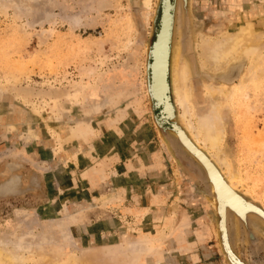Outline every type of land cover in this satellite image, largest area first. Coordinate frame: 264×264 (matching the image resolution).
<instances>
[{
  "label": "rangeland",
  "instance_id": "374dc122",
  "mask_svg": "<svg viewBox=\"0 0 264 264\" xmlns=\"http://www.w3.org/2000/svg\"><path fill=\"white\" fill-rule=\"evenodd\" d=\"M150 2L0 0L3 264H232L202 164L154 118L145 66L159 0ZM176 3L185 117L196 125L222 107L225 171L264 212V25L224 98L211 96L223 73L204 56L244 22L264 24V0ZM171 120L184 127L177 107ZM233 213L234 254L264 264V219Z\"/></svg>",
  "mask_w": 264,
  "mask_h": 264
},
{
  "label": "bare ground",
  "instance_id": "6f19581e",
  "mask_svg": "<svg viewBox=\"0 0 264 264\" xmlns=\"http://www.w3.org/2000/svg\"><path fill=\"white\" fill-rule=\"evenodd\" d=\"M150 3V0H142L145 9L151 6ZM161 3L162 18L157 32V41L153 49L151 48V54L150 46L147 45L146 50V59L147 56H151L153 61L150 67H148L149 74L150 68L152 70V81L149 83L150 88L148 87L147 89L146 86L147 94L149 91L151 96L156 100V103L162 106L161 117L163 121L173 116L175 107L179 109L180 122L184 127L177 123V127H175L179 132L177 137H179L188 152L202 164L197 161L205 170L206 176L212 184V189L214 188L217 194L218 202H215L217 203L215 204V208L217 214L221 216L218 230L219 234L222 235L220 238L222 245L229 252L230 260L233 264H242L234 254L229 242L226 214L227 212L233 213L232 207H234L236 213L234 212L233 214H236L239 219L245 220L246 213H252L261 217L260 209L234 192L236 191L235 184L231 180L234 174L228 175L225 171L224 166L227 168L228 163L219 151V145L223 137V128L221 114L218 111L220 112L222 107L220 105L217 108L213 107L210 113L208 112L198 119L196 125H193L185 117L188 112L187 107L191 102V87L188 65L186 60L183 59L180 50L182 44L180 45L181 31L178 4L176 0H161ZM262 25L264 24L259 23V25H256L253 22H244L238 26L235 33L227 35L229 37H227L224 44L222 42L219 45L214 44L210 46V50H206L204 56L211 62L212 69L223 73V77H220L222 80L221 86L227 87L226 84L231 82L234 75L238 74L239 67L235 66V60L238 61L248 46L255 41L254 37L256 33L258 34V29ZM145 69L147 75V63ZM259 78L260 76L256 75L255 80ZM254 85L257 86L258 84L255 82ZM225 87L223 89L220 87H210L211 96L220 95L224 98L225 95L230 94V89H225ZM192 114L194 116V113ZM6 259L9 260V258ZM0 264H3L2 256H0Z\"/></svg>",
  "mask_w": 264,
  "mask_h": 264
},
{
  "label": "water",
  "instance_id": "95a60500",
  "mask_svg": "<svg viewBox=\"0 0 264 264\" xmlns=\"http://www.w3.org/2000/svg\"><path fill=\"white\" fill-rule=\"evenodd\" d=\"M174 1V0H173ZM177 1V0H176ZM184 2L186 0H183ZM161 0H159L158 2V8H157V14L154 16V38L153 40L151 41V43L148 45L150 46L149 49H150V54H151V48L153 49V46L155 45L156 41H157V35H158V29H159V25H160V22H161V12H162V8H161ZM152 57L151 56H147V59H146V63H147V75H146V86H147V89L148 87L150 88V81L151 80V77H152V70L150 68V74H149V68L150 65L152 64ZM148 96H149V99L151 101V104H152V109L154 110V118H155V121L158 123V124H162V122H165V123H169V125L171 126V129L176 133L178 134L179 132L177 131V129L175 127H177V123L175 122H172L171 119H173L174 117V114L172 117H170L168 120L166 121H163L162 120V114H161V111L163 110L162 106L158 105L156 103V100L151 96V93L148 91ZM155 110H157V113L155 114ZM179 135V134H178ZM208 179V178H207ZM209 181V180H208ZM209 183L211 184V182L209 181ZM212 185V184H211ZM213 193H214V197H215V200L218 202L217 200V194L215 193L214 191V188H213ZM217 204V203H216ZM251 204V202H250ZM260 213H261V217L264 219V212L260 209ZM218 215V224L220 225V220H221V216ZM219 227V226H218ZM222 235H220V238H221ZM222 243V241H221ZM226 255H227V258L228 260L233 264V262L230 260V255H229V252L225 249L224 245H222ZM239 259V258H238ZM239 261L242 263V264H245L244 262H242L240 259ZM235 264V263H234Z\"/></svg>",
  "mask_w": 264,
  "mask_h": 264
}]
</instances>
